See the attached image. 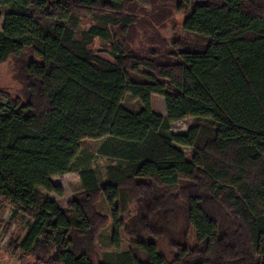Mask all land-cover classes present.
Wrapping results in <instances>:
<instances>
[{"label":"trees","instance_id":"trees-1","mask_svg":"<svg viewBox=\"0 0 264 264\" xmlns=\"http://www.w3.org/2000/svg\"><path fill=\"white\" fill-rule=\"evenodd\" d=\"M0 8V64L30 57L20 68L25 101L0 90V201L33 219L9 239L10 257L94 264L95 237L111 219L114 264H264V0H0ZM174 14L170 41L129 46ZM86 18L95 22L82 28ZM96 39L110 42L109 59ZM125 93L138 111L122 107ZM153 95L164 98L165 116ZM187 117L184 134L167 130ZM83 139H104L97 152L116 164L102 184L81 169L83 190L62 208L41 189L63 194L51 177L71 171ZM176 144L192 147L191 157ZM100 194L109 215L96 209Z\"/></svg>","mask_w":264,"mask_h":264},{"label":"rangeland","instance_id":"rangeland-1","mask_svg":"<svg viewBox=\"0 0 264 264\" xmlns=\"http://www.w3.org/2000/svg\"><path fill=\"white\" fill-rule=\"evenodd\" d=\"M0 11L4 12L5 8H0ZM146 11H149V9H147ZM180 16L181 14L179 15L174 14L172 19L166 18L160 24L149 28L148 31L146 32L140 31L138 36H134L133 38L131 36L127 38L129 46L132 47V49H134L135 51H138L137 49L147 50L146 49L147 47L149 49H152L154 46L156 47L155 44H158V43L153 42V44H150V42L147 40L149 39L152 41L156 38V36L158 38H162L164 40L170 41L173 35V29L171 28L173 27L178 28V25L180 23V18H179ZM94 22H95L94 20L90 18H86L83 21L82 28H85ZM2 24H3V16L0 19V31H1ZM97 25L103 28L107 27L103 22H98ZM109 45H110V42L107 43L105 41L96 39L94 40L93 48L99 53L100 56L109 59V56L107 53V51L109 50ZM141 47H145V48H141ZM29 58H30L29 54H26L24 57L11 56L5 62L0 64V90L3 91L7 96L13 97V98L18 97L21 101H25V96L23 94L24 88L20 81V74H21L20 68L26 60H29ZM0 101L5 102L6 98ZM121 105L122 107L132 112L138 111L139 108L141 107L140 101L138 99H134L129 93H125L123 95ZM152 108L155 112L160 113L163 116L166 115L165 102H164L163 97L153 95L152 96ZM193 121L194 119L192 117H187L185 119L172 122L168 125L167 130L173 134H184L187 131V128L192 124ZM176 146L180 148L187 155V157H191L194 151V149L189 146H183L179 144H176ZM100 163H102V166H101L102 169H99V165H101ZM113 164H116V161H112L111 159L100 157L98 155L97 150L91 147L89 148V150L83 149L77 154L73 162L71 171H76L82 168L83 169L87 168V166L88 167L92 166L96 169L99 184H102L105 182L104 181L105 179L104 168L106 167L107 169L108 166L113 165ZM68 179L69 178H64L62 180L61 179L59 180L58 178H56L55 180L57 182L61 181V185L63 183V187H65V189L67 190V193H71V191L69 190V186L71 185L73 187V185L68 181ZM42 191L45 193L44 190ZM80 192L81 191L76 192L74 196L79 194ZM102 196L103 195L100 194L97 198V201ZM96 209L98 210L99 213H102L105 215H109L111 211L110 207H109V210H107V209H104L103 205H102V209L99 210L97 207ZM133 209H134V204H131L128 210L121 213L120 219L126 220L128 218L129 211L133 212ZM103 210H107V211H103ZM112 228H113L112 221L111 219H108V221L99 229L95 237L94 251L90 253V258L94 264H107V263L112 264L115 262L114 261L115 257L113 256V253H111V252H114V249L111 246ZM120 237H121V249H128L130 246L131 240L124 235V232L122 230H120ZM191 238L193 239V235H191L190 237V240H191L190 243H193L194 240H192ZM8 239L9 238H7V241ZM2 245H5V244H2ZM13 258L14 257L10 258V256L7 254L5 264H18L19 262L16 261L15 258L14 259ZM30 261H31L30 264H32V260Z\"/></svg>","mask_w":264,"mask_h":264},{"label":"crops","instance_id":"crops-1","mask_svg":"<svg viewBox=\"0 0 264 264\" xmlns=\"http://www.w3.org/2000/svg\"><path fill=\"white\" fill-rule=\"evenodd\" d=\"M104 141V139H83L80 141V150H89V148L93 147L96 150H98L99 146L102 144V142ZM78 152V153H79ZM100 157L102 158H106L109 159L105 156H102L100 154H98ZM113 161V160H112ZM101 165H99V169H102V163H100ZM87 168H91L92 170H94L96 177H97V173H96V169L92 166H87ZM83 169V168H82ZM79 170L76 171H70L66 174L63 175H55L51 177V181L55 184H59L61 185V181L57 182L55 179L58 178L59 180L64 179V178H69L68 181L73 185V187L70 185L69 186V190L71 191V193H67V190L65 189V187H63V183H62V188H63V194L61 196L55 194L54 192H45V194L47 195V197L53 201L56 202V204L59 207L65 208L67 207L70 202L72 201V199L74 198V194L76 192L82 191L83 190V184L82 181L80 179L79 176ZM104 172H105V179L104 181H107V176H106V167L104 168ZM98 180V177H97ZM99 182V180H98ZM43 189H41L42 191ZM43 192V191H42ZM102 205L104 206V209L109 210V206L105 200V198L102 196L101 198H99V200L96 203V207L100 210L102 209ZM14 208L13 206L9 205L8 203L4 202V201H0V264H5L6 262V256L7 253L5 252V248L7 245V242L9 241L10 238H17V239H21L26 230H27V226L30 222L33 221L32 218H30L29 216L21 213V212H14ZM107 210H103V211H107ZM6 229V230H4ZM113 230V228H112ZM10 236V237H8ZM7 238L8 241H7ZM5 244V245H2ZM122 250H127V249H122ZM115 253L114 252H111ZM12 258V257H10ZM14 259V258H13ZM16 259V257H15ZM17 261V259H16ZM109 264V263H107ZM114 264V263H112Z\"/></svg>","mask_w":264,"mask_h":264}]
</instances>
